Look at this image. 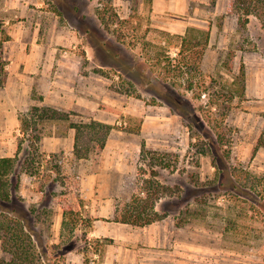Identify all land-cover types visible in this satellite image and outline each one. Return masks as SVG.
<instances>
[{
  "label": "rangeland",
  "instance_id": "374dc122",
  "mask_svg": "<svg viewBox=\"0 0 264 264\" xmlns=\"http://www.w3.org/2000/svg\"><path fill=\"white\" fill-rule=\"evenodd\" d=\"M225 1L200 4L193 15L195 24L179 14H153L149 0H16L13 4L16 12L9 15L10 25L28 17L30 33L39 28L40 43L53 42L60 50L82 56L84 65L104 78L107 94L124 104L137 103L130 106L133 112L140 111L141 104L146 107L139 117L126 112L115 126L134 132L144 128L141 140L147 146L138 160L137 175L116 177V198L128 200L137 179L140 188L145 178L153 179V172L154 181L162 186L155 208L165 213L163 219L144 229L120 226L112 237L96 242L97 238L87 236L94 217L79 196L82 176L67 174L59 154L31 155L28 139L43 132L37 125L31 136L18 134L15 141H24L16 168L22 184L13 202L5 206L34 211V219H40L36 243H42L52 264H108L104 255L109 249L114 258L109 264H264V211L255 200L238 199L236 193L218 187L203 132H212L218 140L220 162L226 165L225 183L238 167L264 178V148L257 147L264 130V17L250 16L243 28L236 14L228 13ZM193 8L192 3L190 14ZM112 12L118 20L106 30L99 16L108 19ZM5 15L0 12V29L9 31ZM185 27L186 32L190 28L208 32L209 40L200 73L178 76L169 71L166 59L173 65L178 61V35ZM189 83L192 89L187 88ZM4 86L0 100L7 95ZM5 120L0 112V147ZM31 157L36 162L27 167L25 161ZM27 168L34 177H22ZM73 200L80 204L76 209ZM68 205L82 220L72 250L63 256L62 246L53 245L59 243L62 207ZM123 242L129 250L122 255ZM96 248L101 251L95 253Z\"/></svg>",
  "mask_w": 264,
  "mask_h": 264
},
{
  "label": "crops",
  "instance_id": "0c3cea01",
  "mask_svg": "<svg viewBox=\"0 0 264 264\" xmlns=\"http://www.w3.org/2000/svg\"><path fill=\"white\" fill-rule=\"evenodd\" d=\"M15 2L16 0H0L2 6L0 12L8 13L4 16V23L9 26L7 33L10 36V39L3 43L2 48L6 63L3 89L7 95L0 100V112L6 117L3 121L0 157H15L17 154L19 143L15 140L18 134H21L19 114L28 112L26 115L30 116L29 110L32 107H49L68 114L65 119H39L35 116L37 126L43 130L38 144L39 150L48 158L53 154L61 155L65 172L67 174L75 172L82 176L79 196L84 200V207L94 217L87 236L97 239L112 237L113 232L120 226H132L114 221L113 213L117 200L115 183L116 177H125L131 173L137 175L136 167L144 142L141 140L144 128L134 132L116 129L115 126L121 124L127 115L126 112L132 114V118L139 117L143 115L142 110L146 111V107L141 104V110L133 112L130 106L134 104L136 107L137 103L131 100L124 104L120 98L113 97L111 93L107 94L104 78L90 70V65L85 66L82 56L73 51L60 50L53 45V42L49 45L44 44L46 41L40 43L39 28H35V32L30 33L32 26L28 17H22L14 26L10 25L9 15L16 12L12 9ZM225 2V5L229 6L228 0ZM192 3L195 8L190 14ZM200 4L209 6L207 0H151L150 2L153 14L183 15L185 22L189 24L197 22L194 18L200 10ZM20 5L24 7L22 3ZM213 9H216V5ZM186 30L185 27L178 36L185 35ZM54 34L55 27L50 32L53 41ZM138 102L141 101L138 99ZM91 120L115 128L111 130L99 155L89 159H77L74 155L75 129L72 124ZM20 156L21 152L18 154V157ZM22 177H34V175L24 172ZM132 196L133 193L128 200H123L129 201ZM76 205L80 206L73 200L74 209ZM154 223L146 226L149 227ZM146 226L134 227L144 229ZM128 250L123 242L120 246V254L123 255L122 252ZM113 260L109 249L104 255V261L109 264Z\"/></svg>",
  "mask_w": 264,
  "mask_h": 264
},
{
  "label": "trees",
  "instance_id": "16d2710c",
  "mask_svg": "<svg viewBox=\"0 0 264 264\" xmlns=\"http://www.w3.org/2000/svg\"><path fill=\"white\" fill-rule=\"evenodd\" d=\"M150 2L151 0H149ZM228 3V13L236 14L238 23L243 28L247 26L250 16L253 15L258 19L264 17V0H228ZM99 19L106 30H111V26L118 20L117 15L113 12L108 19L104 14H101ZM9 39L10 36L7 31L0 29V87L4 85L6 78V63L3 59L2 48L3 43ZM180 39V47L177 50L178 63L176 62L173 65L172 63L174 62L169 57L166 59V65L170 67L169 71L174 72L178 76L187 73H191V75L200 73V62L208 44L209 33L190 28ZM192 86L193 83H189L187 88L192 89ZM169 106L173 107L171 104ZM35 116L39 119H65L68 114L49 107H33L30 116L19 115L21 134L25 135L28 133L31 136L32 133L37 132ZM186 126L189 127V124L186 123ZM72 127L75 129L74 155L77 159H89L99 155L111 130L115 128L112 125L95 120L73 123ZM202 129H204L203 126ZM203 132L213 156L218 187H223L231 193H236L235 195L238 199L249 198L255 200L264 211V178L243 167H238L231 172V179L227 181L228 184L225 183L226 165L220 162L218 140L212 132ZM40 138V136L34 135L28 139L29 142H32L30 144L31 155H37V157L43 155L39 151ZM23 142H19L15 157H0V250L3 254V256H0V264H52L51 257L42 247V243L41 246L36 243L38 233L35 226L36 222H40V219H34V211L18 206L12 208L5 206L13 202L15 194L21 186L20 176L17 174L16 168L20 159L18 154L21 152ZM257 147L264 148V130L258 139ZM146 151L147 147L143 142L141 156ZM25 162L27 167H30L36 162L35 157H31L30 160ZM25 172L32 174L29 168L25 169ZM156 176L157 173L153 172L151 174L153 179L145 178L143 180L144 185L140 188H138L139 180L137 179L135 192L129 201L116 200L113 213L114 221L142 227L157 222L166 216L165 213H159L155 209L156 203L161 198L159 192L162 190V186L157 181H154ZM62 209L59 243L53 246L55 248L62 246L63 249H61L60 253L64 256L72 250L71 242L75 237L77 227L81 224L82 218L80 213L74 210L71 205L63 206ZM252 209L254 210L255 207H252ZM95 240L99 242V239ZM100 251V249L96 248L95 253Z\"/></svg>",
  "mask_w": 264,
  "mask_h": 264
}]
</instances>
